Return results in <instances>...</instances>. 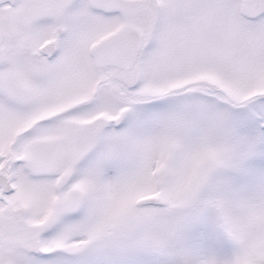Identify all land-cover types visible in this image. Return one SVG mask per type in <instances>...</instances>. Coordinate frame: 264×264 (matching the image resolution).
<instances>
[{
    "label": "snow or ice",
    "instance_id": "6c2138e0",
    "mask_svg": "<svg viewBox=\"0 0 264 264\" xmlns=\"http://www.w3.org/2000/svg\"><path fill=\"white\" fill-rule=\"evenodd\" d=\"M0 264H264V0H0Z\"/></svg>",
    "mask_w": 264,
    "mask_h": 264
}]
</instances>
